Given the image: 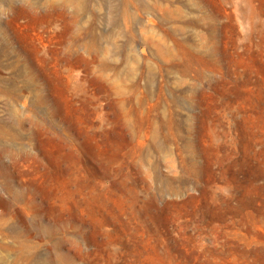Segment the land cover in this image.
<instances>
[{
  "label": "rangeland",
  "instance_id": "rangeland-1",
  "mask_svg": "<svg viewBox=\"0 0 264 264\" xmlns=\"http://www.w3.org/2000/svg\"><path fill=\"white\" fill-rule=\"evenodd\" d=\"M0 264H264V0H0Z\"/></svg>",
  "mask_w": 264,
  "mask_h": 264
},
{
  "label": "bare ground",
  "instance_id": "bare-ground-1",
  "mask_svg": "<svg viewBox=\"0 0 264 264\" xmlns=\"http://www.w3.org/2000/svg\"><path fill=\"white\" fill-rule=\"evenodd\" d=\"M55 20L56 19L54 17L47 18L46 21H45V23H44L45 28L46 29H50V28L52 29V28H54L55 25H56Z\"/></svg>",
  "mask_w": 264,
  "mask_h": 264
}]
</instances>
